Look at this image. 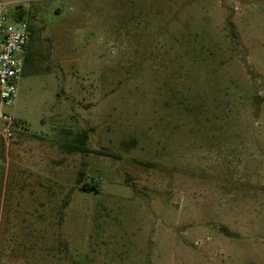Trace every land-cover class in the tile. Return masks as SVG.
<instances>
[{
  "label": "rangeland",
  "instance_id": "obj_1",
  "mask_svg": "<svg viewBox=\"0 0 264 264\" xmlns=\"http://www.w3.org/2000/svg\"><path fill=\"white\" fill-rule=\"evenodd\" d=\"M10 1L0 264H264V0Z\"/></svg>",
  "mask_w": 264,
  "mask_h": 264
},
{
  "label": "built area",
  "instance_id": "obj_2",
  "mask_svg": "<svg viewBox=\"0 0 264 264\" xmlns=\"http://www.w3.org/2000/svg\"><path fill=\"white\" fill-rule=\"evenodd\" d=\"M0 3V136L4 141L12 138V127L20 126L14 116L4 110L12 106L17 92V81L23 72L29 28L26 15L19 17L6 11L7 3Z\"/></svg>",
  "mask_w": 264,
  "mask_h": 264
},
{
  "label": "trees",
  "instance_id": "obj_3",
  "mask_svg": "<svg viewBox=\"0 0 264 264\" xmlns=\"http://www.w3.org/2000/svg\"><path fill=\"white\" fill-rule=\"evenodd\" d=\"M18 16L22 17L25 15V10L22 8L21 6H18ZM28 19V18H27ZM29 28V40L28 42L30 43L33 39V35H34V31H33V26L32 25H28ZM32 52L30 50L29 44L27 46V51L25 54V60H24V67L28 64V63H32ZM88 139V133L85 130H81L78 131L76 133H74L70 139L69 142V150L70 151H79V152H86L88 149L86 147V141Z\"/></svg>",
  "mask_w": 264,
  "mask_h": 264
},
{
  "label": "flooded vegetation",
  "instance_id": "obj_4",
  "mask_svg": "<svg viewBox=\"0 0 264 264\" xmlns=\"http://www.w3.org/2000/svg\"><path fill=\"white\" fill-rule=\"evenodd\" d=\"M27 21H28V25L30 24H32V22H33V17L31 18V21H29L28 19H27Z\"/></svg>",
  "mask_w": 264,
  "mask_h": 264
}]
</instances>
